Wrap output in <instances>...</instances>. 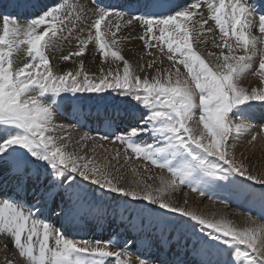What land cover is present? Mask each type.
I'll return each mask as SVG.
<instances>
[{
  "label": "snow or ice",
  "instance_id": "6c2138e0",
  "mask_svg": "<svg viewBox=\"0 0 264 264\" xmlns=\"http://www.w3.org/2000/svg\"><path fill=\"white\" fill-rule=\"evenodd\" d=\"M91 2L90 15L76 0H54L33 15L26 13L37 9L35 0L0 5V237L5 238L0 264H187L179 250L187 247L189 233L196 238V264H264V224L251 209L245 214L247 226L241 227L223 215L187 210L171 198L185 186L201 196L215 186L264 204V176L251 172L234 151L245 137L250 145L264 138V4ZM136 27L140 33L134 37ZM135 38L152 59L141 55L132 62L122 55L123 44ZM72 39L76 50L59 60L82 58L91 44L102 57L97 72L86 70L84 59L77 68L54 71L50 54ZM209 42L214 50L202 54L199 48ZM249 74L258 79L257 86L241 83ZM103 93L122 98V107L103 114L85 111L86 103L103 99ZM65 113L73 123L57 122ZM93 119L108 130L72 135L76 125L87 126L82 120ZM145 137L155 143H145ZM112 143L123 145V154L109 152L106 144ZM97 149L104 153L100 160ZM134 159L145 162L140 167L153 183L131 167ZM125 165L133 187L122 171ZM149 166L167 175L154 178ZM92 185L115 194L112 199L126 211L147 214L143 247L137 237L77 239L64 223L57 227L45 215L71 225L73 211L92 207L73 195ZM167 213L177 215L169 219Z\"/></svg>",
  "mask_w": 264,
  "mask_h": 264
},
{
  "label": "bare ground",
  "instance_id": "6f19581e",
  "mask_svg": "<svg viewBox=\"0 0 264 264\" xmlns=\"http://www.w3.org/2000/svg\"><path fill=\"white\" fill-rule=\"evenodd\" d=\"M180 1H182V0H178V2H180ZM76 2L78 3V5L81 8L86 10L87 14H89V15L91 14V10H92L93 5L89 0H76ZM35 3L38 5L37 9H39L40 7H42L46 4L47 5L53 4L54 0H35ZM111 3L112 2H110V4ZM37 9H35V11H33V12H29L26 14H28V15L37 14ZM10 11H11V9H10ZM210 24H211V21L209 22V25H208L209 27H211ZM102 30H103V26H102ZM126 33H127V30L125 29L122 33H120L118 35H122V34H126ZM138 33H140V30L138 27H136V29L132 33V35L135 37ZM74 35H75V33H74ZM207 35L210 36L211 34H207ZM209 46H210V42H209V45L200 47L199 50L202 52V54H206L205 51H207V48ZM76 48H77V41L75 39H72L70 42H64L62 51H56V52H53L50 54V55H55V57H54V64L56 65L55 70L60 71L61 69L77 68L78 67L77 61L79 59H84L86 61V64H87V68L89 70H91L92 72H97L98 71V65L100 64L102 57L98 53V51L96 53H93V45H91V44L88 47V49L86 51L87 53L84 57H82V58H75L74 57L73 60H71V61H60L59 60V57L61 55H67L69 52L76 50ZM152 51L156 52V49H152ZM122 53L126 58H128L132 62L140 60L141 55H144L143 56L144 60L152 59V57H149L147 55L145 46L143 45L142 41H140L138 38L131 39V40L125 42L123 44ZM156 54L159 55L158 52ZM93 56H94V61H93ZM142 62L143 61H141V63ZM168 66H169V64H168L167 60L165 59L164 67H168ZM251 80H254V81H251ZM241 83L244 86L245 85L250 86V85L256 84L257 82H255L254 77L247 75L245 78L242 79ZM107 111L110 112L109 109ZM256 115H257V118H259L261 113L258 111ZM57 122L67 125L64 118L58 117ZM97 125L101 126V124L99 122L96 124V127H97ZM91 126H92L93 130L96 129V127H94L93 125H91ZM83 132L84 131H80V130H77L76 128H74L72 130V135L74 137H78ZM150 140L153 141L151 138L145 137L144 142L150 143ZM88 143L90 146L91 141H89ZM106 147H107L109 152H112L113 149H116L112 146V144H106ZM121 148H122V146H121ZM118 150H120V148ZM85 151L88 152L89 155H91V152L88 149H85ZM234 151H235L237 159L243 160V162L246 165H248L249 170L251 172H253L254 174L264 176V138H258L257 142L254 145H250L248 143L247 137H245V138L241 139L236 144ZM121 154H123V152H121ZM103 155H104V153L100 149H97V154H96L97 160L102 159ZM113 163H115V161H113ZM120 163L123 164V161L121 160ZM129 164L131 165V167L137 168L138 171L144 175V179L147 183H153V180L147 179V175L144 173V169L142 167H140L143 164V162L134 159L133 161H130ZM149 168H150V174H154V178L158 177L160 174L167 175L165 173H161V170H159V169H155V168H151V167H149ZM122 171L125 173V179H126V181H128V186L133 187L134 185L131 183V181L133 179V175L131 173V168L128 165H125L124 168L122 169ZM156 182H158V180ZM181 190L182 189H180L177 192L172 193L171 198L177 204H179L182 207H185L187 210L195 211L196 213L204 215L206 217H213L214 216V217L218 218L221 215H223V216H226L227 218L231 219L238 226H241V227L247 226L246 221H245V216L239 217V215L235 211H233L232 214L227 213L224 208L219 207V206H215V209L213 210L212 205H209V204L205 208L203 206V204H204L203 196H201V195L196 196V194L188 192L186 198L184 200L181 199V193H182ZM28 196H29V198L34 200L31 192H29ZM73 196L77 198L76 200L79 199L80 201H83V199L80 198V197H82V195H79V197H77L76 195H73ZM87 201L92 205L91 208H88L87 205H85L84 208H77L72 213V217L74 219H77L78 216L83 215V217L78 220L74 229L85 231V229L90 228L91 230L96 231L97 236H103V234L108 232L109 234L107 235V237H105V241L110 240V239L114 240V241L118 240V238H116V236L119 233L116 231H112L110 228L112 225L109 222H107L104 218H102L101 216L97 217V219H95L94 223H91L88 225L83 224V221L87 216H89L93 212H96V210L101 211V209L95 208V204H94V202H92L91 199H87ZM103 215L106 217H109L110 212H109V210H107V208H105V214H103ZM127 216H128V212L125 211L123 213V219ZM129 219L132 221L133 216L131 215ZM123 233L125 235H127L126 232H123ZM92 237H93V235L92 236L90 235L89 238H92ZM141 237H143V235H141ZM4 239H5L4 237H0V240H4ZM142 240H144V239H142ZM7 243L9 245V248H11V241L8 240ZM137 243L141 247H143L145 244V240L143 243L140 241ZM0 246H2V245H0ZM188 247L190 248L191 246L188 245L187 247L183 248V249H185V251H182V254H184L185 252L188 251V249H187ZM191 252L192 251H190V253ZM2 255L3 254L0 253V257H2ZM189 259L196 260L195 253H191L189 256ZM187 264H189V263H187Z\"/></svg>",
  "mask_w": 264,
  "mask_h": 264
},
{
  "label": "rangeland",
  "instance_id": "374dc122",
  "mask_svg": "<svg viewBox=\"0 0 264 264\" xmlns=\"http://www.w3.org/2000/svg\"><path fill=\"white\" fill-rule=\"evenodd\" d=\"M90 2H91V0H89ZM252 2L253 3H259V5H261V4H264V0H252ZM121 3V2H120ZM258 5V6H259ZM43 7V6H42ZM42 7H40L39 9H37V14L39 13V11H40V9L42 8ZM11 8H9V10H10ZM35 11V10H34ZM32 14V13H31ZM26 15H28V14H26ZM211 27H214V22H211ZM139 28V27H138ZM139 30H140V28H139ZM256 34H259L258 32L256 33ZM90 46V45H89ZM208 50H214V49H212L211 48V46H209L208 48H207V51ZM87 51V50H86ZM206 52V51H205ZM87 53V52H86ZM122 55H123V53H122ZM144 56V55H143ZM54 57H55V55H50V58L52 59V61H53V63H54ZM126 58V57H125ZM109 59H111V58H109ZM126 59H128V58H126ZM166 59V58H165ZM85 61V60H84ZM85 69L86 70H89L88 68H87V64H86V61H85ZM121 70H122V66H121ZM54 71H56L55 70V68H54ZM91 71V70H90ZM186 70L181 66V72L183 73V72H185ZM248 76H252V77H254L255 78V82H257L256 84H254V85H250L249 87H254V86H257L258 84H259V81H258V79L254 76V75H252V74H249ZM251 81H254V80H251ZM246 86V85H245ZM91 95H97V94H91ZM100 95H102L103 96V99H99V100H91L92 102H100V103H102L101 104V107H105V106H111V107H116V106H122V98H120V97H117V96H115V94H111V93H103V94H100ZM199 112H200V110L199 109H196V114H197V116L199 115ZM150 143H155L154 141L152 142L151 140H150ZM112 146L114 147V148H116V149H119L120 148V152H123V148H121V146H123V145H121V144H119V143H112ZM124 147V146H123ZM139 161H141V162H143V164L145 163L144 161H142V160H139ZM149 167H151V168H154V167H152V166H149ZM165 174H167L166 172H164ZM142 176H143V178H144V175L143 174H141ZM85 186L86 187H88V185H87V182H85ZM257 188H259V185H257L256 186ZM90 188L92 189V190H94V191H92V190H89V191H86V192H84V193H82L83 195H85L87 198H86V200L87 199H92L93 201H95L94 202V204L96 205L97 204V202H99V204H104V205H101V207L100 206H98V207H100L99 209H101V211L100 210H96V212H93L92 213V215H96V217H99V216H101L102 218H104L106 221H107V219H108V217H106V216H104L103 214H105V208H107V209H110V210H113L114 208H117V213L115 214V215H113V216H110L109 215V217H110V224L112 225V227H113V225L116 223V222H119V223H121V228H119V229H115V230H112V231H116V232H118L119 234H121V230H122V227L124 226V227H126L127 226V224L129 225V229H127V231L129 232V233H134V235H133V237H136V232H133V230H131V229H134V227H136V226H138L139 224H141L142 226H144V225H147L148 224V222H149V217L147 216V214L145 213V214H143V216H141V215H138L136 212H134V211H127L128 213H129V215L131 214L132 216H134V220L133 221H131V222H128L127 224H126V221L125 220H123V213L126 211L125 210V208H124V205L123 204H120V203H117V201L116 200H113L112 199V196L113 195H115V194H109V195H105L104 194V190H101V189H98L97 188V186H94V185H92V186H90ZM182 190H181V199H185L186 198V196H187V194H188V192H191V193H194V194H196V196H198V195H200L198 192H195V191H192L191 190V188L190 187H187V186H185V187H183V188H181ZM74 197V196H73ZM89 197V198H88ZM81 198V197H80ZM74 199L76 200L77 198L76 197H74ZM121 200H123L124 198H120ZM224 200H227V203H221V201H224ZM203 202H204V204H203V206L206 208V206L209 204V205H212V209L214 210L215 209V206H219V207H222V208H224L225 209V211L227 212V213H231L232 214V212L233 211H235V212H237V214L239 215V217H244L245 216V214L246 213H248V211H249V209H251V212H252V214H253V218L254 219H256V220H258L261 224H264V217H261V212H264V210H263V207H264V204H262L258 199L257 200H255V201H251V200H248L247 202H246V200L245 199H237V198H235V197H233V196H229V194L226 192V191H224V190H222V189H220V188H218V187H215V186H213V187H209L208 188V190H207V192L205 193V195L203 196ZM241 202V203H240ZM134 203H137V202H134ZM143 203H147V202H143ZM238 203V204H237ZM105 205H107V207L105 206ZM198 205V204H197ZM263 207H262V206ZM248 206H255V207H257L256 208V210H255V207H254V209L253 208H248ZM259 206V207H258ZM149 207H151V208H156L157 206H154V205H150ZM122 210L124 211V212H122ZM259 210V212H257ZM114 211V210H113ZM160 212H167V210H159ZM102 213V214H101ZM175 215H177V214H173V213H167V216H168V218L169 219H172V218H174L175 217ZM127 220H129V218H127ZM151 220H152V223L153 224H156V223H158V219L156 218V217H152L151 218ZM113 221V223H111ZM147 232V229L144 227H142L141 229H140V234L141 235H145V233ZM118 234V235H119ZM124 234V233H123ZM125 235V234H124ZM99 237H101V238H99ZM97 236L95 239H90V240H101V241H105V237H104V235L103 236ZM77 239H79V238H77ZM89 239V238H88ZM195 236H192L190 233L188 234V241H191V243L190 242H188V244H191V245H189V246H192V243L195 241ZM187 244V245H188ZM192 248V247H191ZM192 250V249H191ZM191 253H194L193 251L191 252ZM189 256V255H188Z\"/></svg>",
  "mask_w": 264,
  "mask_h": 264
}]
</instances>
